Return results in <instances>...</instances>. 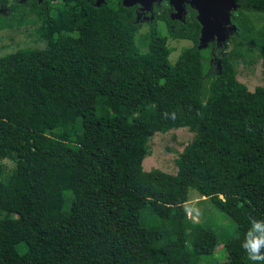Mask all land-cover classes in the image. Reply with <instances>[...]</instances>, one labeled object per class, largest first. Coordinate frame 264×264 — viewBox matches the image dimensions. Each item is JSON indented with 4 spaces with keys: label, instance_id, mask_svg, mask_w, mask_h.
Instances as JSON below:
<instances>
[{
    "label": "trees",
    "instance_id": "obj_1",
    "mask_svg": "<svg viewBox=\"0 0 264 264\" xmlns=\"http://www.w3.org/2000/svg\"><path fill=\"white\" fill-rule=\"evenodd\" d=\"M7 8L0 28L38 22L43 45L0 55V264H213L221 244L222 264H252L240 245L264 219V86L241 82L235 57L264 64V0L239 4L225 55L194 17L166 33L155 18L141 50L122 0ZM168 37L192 42L174 63ZM180 127L193 136L175 173L144 170L153 135ZM190 190L235 231L188 225Z\"/></svg>",
    "mask_w": 264,
    "mask_h": 264
},
{
    "label": "rangeland",
    "instance_id": "obj_2",
    "mask_svg": "<svg viewBox=\"0 0 264 264\" xmlns=\"http://www.w3.org/2000/svg\"><path fill=\"white\" fill-rule=\"evenodd\" d=\"M12 2H14V0H9V3ZM2 16L7 19L12 17L11 12L4 8L0 10V17ZM259 18L262 22L263 18ZM38 24V22H18L17 16L13 20L11 26L0 28V55L15 51L19 48L42 46L43 42L38 40V36L35 32ZM159 29L164 33L163 26ZM147 30L148 27L142 25L134 35V42L141 50L146 49V47L141 44H143V36ZM228 31L229 30H227L226 33ZM231 33L233 32H228V38L231 36ZM219 43L220 44L217 45V53L220 55L227 54L232 46L222 41ZM167 44L171 49L169 59L174 63L178 60L181 51L191 46L192 42L188 39L168 37ZM211 50L210 47L206 48L203 52L204 57L210 56ZM235 59L237 78L241 82L245 83L250 90L258 85L264 86V64L257 53L248 51V53L242 56L237 55ZM208 65L209 71L215 70L216 64L211 57L208 61ZM192 136L193 133L190 132L187 127H180L167 131L166 133L154 134L150 140L151 154L144 158L142 162L143 169L150 170L152 168H158L169 173H175V159L183 147L192 139ZM4 163L7 165L8 169L13 166V162L8 159H5ZM203 199L204 197H200L195 190L189 191L188 201L184 204L188 225L193 222H199L215 229L218 234L224 233V230L233 233L235 231V225L227 215L218 210L210 201H204ZM224 242L230 243L229 238L225 239ZM221 247L222 244L217 247L218 252H216L217 256L213 264H222L225 262V251L221 250Z\"/></svg>",
    "mask_w": 264,
    "mask_h": 264
},
{
    "label": "flooded vegetation",
    "instance_id": "obj_3",
    "mask_svg": "<svg viewBox=\"0 0 264 264\" xmlns=\"http://www.w3.org/2000/svg\"><path fill=\"white\" fill-rule=\"evenodd\" d=\"M181 1H182L181 4L183 5L184 8L181 14L178 13V11L174 6L175 4H178V0H156L155 2H153L150 11H142L141 6L139 4H135L133 6L138 18L142 21V25H145L148 28L150 25L149 22L153 21L156 18L157 19L156 26L158 28H161V26H163L164 33H166L168 26L174 28L176 26H179L180 23L184 24L187 21H192V18L194 17L198 21L201 31L202 26L197 18L199 11L195 5V1L194 0H181ZM220 1L223 2L225 0H220ZM245 1L248 0H226L227 3H232L233 5H235V7L233 6L231 8L228 7L223 8L224 14L228 16L227 19L224 18L225 15H221L213 12V10H216V6L213 5L209 6L208 3L204 2L205 4L202 7L203 8L207 7L208 11L205 12L203 16L206 17L209 26L213 27L212 29L211 28L209 29V32L214 33L216 28H218V26L228 29L230 26L236 25L232 21V17L234 13L238 10L239 4ZM9 4L10 3L8 0L6 7H4L6 10H8L7 7L9 6ZM210 43H214L217 46V41L215 36L207 41V44ZM212 60L214 61L213 58Z\"/></svg>",
    "mask_w": 264,
    "mask_h": 264
},
{
    "label": "water",
    "instance_id": "obj_4",
    "mask_svg": "<svg viewBox=\"0 0 264 264\" xmlns=\"http://www.w3.org/2000/svg\"><path fill=\"white\" fill-rule=\"evenodd\" d=\"M39 2L41 0H38ZM106 0H95V5L99 6L100 4H102L103 2H105ZM156 0H122V3L124 6H133L135 4H139L141 6V10L142 11H150V8L153 4V2H155ZM195 1V5L199 11L198 13V20L201 24V35H200V44L202 46L207 45V41L210 40L211 38H213L214 36L216 37V41H217V45L220 44L219 42H224L228 37L227 34L228 32H232L236 29L235 25L230 26L228 29H225L224 27H219L216 28L214 33H210L209 29L213 28L211 26H209L208 21L206 19V17H204V13L208 11L207 7L203 8L202 6L205 4L204 2L208 3L209 6L213 5L216 6V10H213L214 13L217 14H221V15H225L224 18H228V16L226 14H224L223 8H231V7H235V5H233L232 3H227L226 0L225 1H220V0H207V1H202V0H194ZM197 2V3H196ZM226 2V3H224ZM172 3V2H171ZM182 1L178 0V4H175V8L178 11L179 14H181L184 10L183 5L181 4ZM0 10H3V8H0ZM229 30L227 33L226 31ZM226 34V36H225Z\"/></svg>",
    "mask_w": 264,
    "mask_h": 264
},
{
    "label": "clouds",
    "instance_id": "obj_5",
    "mask_svg": "<svg viewBox=\"0 0 264 264\" xmlns=\"http://www.w3.org/2000/svg\"><path fill=\"white\" fill-rule=\"evenodd\" d=\"M240 246L252 264H264V219L248 217Z\"/></svg>",
    "mask_w": 264,
    "mask_h": 264
}]
</instances>
